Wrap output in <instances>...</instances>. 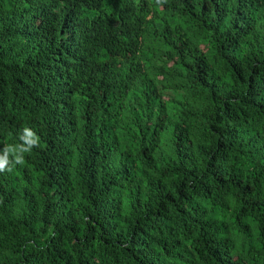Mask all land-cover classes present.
<instances>
[{
	"label": "trees",
	"instance_id": "16d2710c",
	"mask_svg": "<svg viewBox=\"0 0 264 264\" xmlns=\"http://www.w3.org/2000/svg\"><path fill=\"white\" fill-rule=\"evenodd\" d=\"M24 127L0 264H264V0H0Z\"/></svg>",
	"mask_w": 264,
	"mask_h": 264
},
{
	"label": "clouds",
	"instance_id": "9594fccd",
	"mask_svg": "<svg viewBox=\"0 0 264 264\" xmlns=\"http://www.w3.org/2000/svg\"><path fill=\"white\" fill-rule=\"evenodd\" d=\"M157 6H162L167 0H155ZM41 138L37 133L24 127L19 135V143L6 145L0 149V173H11L16 165L23 166L26 163L25 154L31 153L34 148H39Z\"/></svg>",
	"mask_w": 264,
	"mask_h": 264
}]
</instances>
